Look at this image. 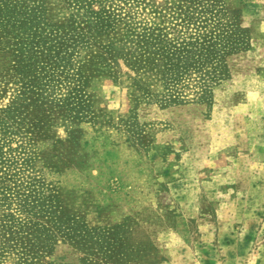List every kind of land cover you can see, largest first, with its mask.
<instances>
[{"label": "trees", "instance_id": "16d2710c", "mask_svg": "<svg viewBox=\"0 0 264 264\" xmlns=\"http://www.w3.org/2000/svg\"><path fill=\"white\" fill-rule=\"evenodd\" d=\"M58 1L68 16L56 23L48 0H0V82L14 81L0 108V264L117 263L113 229L87 225L42 180L36 140L56 124L71 138L89 124L146 150L139 106L210 108L252 45L240 0ZM98 38L107 41L93 55ZM85 51L90 74L124 83L129 109L117 120L93 112Z\"/></svg>", "mask_w": 264, "mask_h": 264}, {"label": "rangeland", "instance_id": "374dc122", "mask_svg": "<svg viewBox=\"0 0 264 264\" xmlns=\"http://www.w3.org/2000/svg\"><path fill=\"white\" fill-rule=\"evenodd\" d=\"M240 2L251 49L231 60L210 108L139 106L146 150L113 130L97 138L89 124L75 138L56 124L36 140L44 183L87 225L113 229L118 261L104 264H264V0ZM47 9L52 22L68 16L58 0ZM90 75L93 112L125 115L124 83ZM13 82H0V108Z\"/></svg>", "mask_w": 264, "mask_h": 264}]
</instances>
